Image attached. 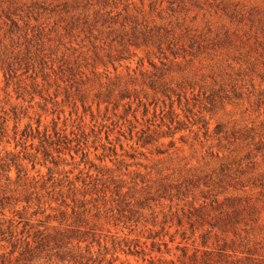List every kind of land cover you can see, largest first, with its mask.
<instances>
[{
	"label": "rangeland",
	"instance_id": "obj_1",
	"mask_svg": "<svg viewBox=\"0 0 264 264\" xmlns=\"http://www.w3.org/2000/svg\"><path fill=\"white\" fill-rule=\"evenodd\" d=\"M0 264H264V0H0Z\"/></svg>",
	"mask_w": 264,
	"mask_h": 264
}]
</instances>
